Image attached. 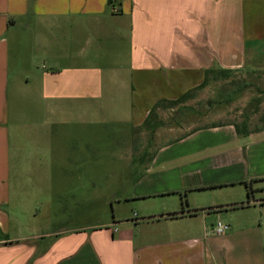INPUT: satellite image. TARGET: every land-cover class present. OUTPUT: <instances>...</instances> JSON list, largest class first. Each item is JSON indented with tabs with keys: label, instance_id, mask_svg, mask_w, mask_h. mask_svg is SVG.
I'll return each instance as SVG.
<instances>
[{
	"label": "crops",
	"instance_id": "0c3cea01",
	"mask_svg": "<svg viewBox=\"0 0 264 264\" xmlns=\"http://www.w3.org/2000/svg\"><path fill=\"white\" fill-rule=\"evenodd\" d=\"M262 8L264 0H0V264H249L242 248L232 262L220 261L217 244L205 235L174 241V250L164 251L160 244H138L130 234L138 222L51 232L43 231L37 202L24 218L6 210L15 201L11 190L23 187L12 174L34 104L42 103L52 118L76 113L73 125L84 129L92 101H112L127 89L133 125L143 124L158 101L193 90L207 70L264 67L258 46L264 29L246 18ZM257 121L247 135L228 124L197 129L180 143L211 132L206 161L212 175L263 179L264 116ZM85 141L84 133L73 136L70 157L84 155ZM199 146L179 156L203 153L207 145ZM187 212L169 217H199Z\"/></svg>",
	"mask_w": 264,
	"mask_h": 264
},
{
	"label": "rangeland",
	"instance_id": "374dc122",
	"mask_svg": "<svg viewBox=\"0 0 264 264\" xmlns=\"http://www.w3.org/2000/svg\"><path fill=\"white\" fill-rule=\"evenodd\" d=\"M246 18L254 20V28L264 29L263 8ZM258 46L264 49V38ZM130 99L126 89L117 90L112 101L106 97L92 101L84 129L73 125L76 113L61 111L52 118L42 103L29 101L33 113L28 111L20 139L22 156L14 158L12 174L14 184L19 181L23 187L11 190L15 201L7 207L9 216L24 218L35 208L30 203L37 202L43 231L81 226L122 229L138 222L136 228L131 224L130 234L145 247L160 244L164 251H172L174 241L205 235L206 241L217 244L220 261L232 262L242 248L249 264H264V178L231 182L225 180L229 173L212 175L206 161L213 152L211 132L180 143L193 131L215 124L240 127L246 117L248 128L260 126L264 67L245 66L210 77L181 106L156 110L148 126L133 125ZM81 133L86 136L85 153L70 157L73 136ZM258 139L264 140V130ZM198 144L207 145L203 153L179 156L201 148ZM260 155L264 162V148ZM181 211L199 217H169ZM217 223L226 227L225 233H215Z\"/></svg>",
	"mask_w": 264,
	"mask_h": 264
},
{
	"label": "trees",
	"instance_id": "16d2710c",
	"mask_svg": "<svg viewBox=\"0 0 264 264\" xmlns=\"http://www.w3.org/2000/svg\"><path fill=\"white\" fill-rule=\"evenodd\" d=\"M230 72L231 71H229V70H227V71H225V70H207V71H205L203 81L201 82V84L199 86H197L193 90H190L189 92L183 94L181 97H179L176 100H161V101H158L153 106V108L149 111V114L147 115L145 121L143 122V125L148 126L149 117L151 115H154L156 110H158V109L169 110V109H174L177 106L178 107L181 106L180 104H182L186 99H188L193 91H196L198 89L203 88L208 83L210 77L216 78L217 76H224L225 74H229ZM247 119H248L247 117L245 119L243 118L240 127L238 125H234V128H235V131H236L237 135L241 136V135L249 134V131H247V125H248L246 123ZM154 124H155V126H157L158 122H156ZM151 127L153 128L152 125H151ZM214 127H220V126L215 124L214 126H211L209 128H214ZM241 128L244 129V133L241 132V130H240Z\"/></svg>",
	"mask_w": 264,
	"mask_h": 264
},
{
	"label": "built area",
	"instance_id": "2783aa9c",
	"mask_svg": "<svg viewBox=\"0 0 264 264\" xmlns=\"http://www.w3.org/2000/svg\"><path fill=\"white\" fill-rule=\"evenodd\" d=\"M214 231L216 234L220 235L222 233H225L226 231V227L221 225L220 223H217L215 226H214Z\"/></svg>",
	"mask_w": 264,
	"mask_h": 264
}]
</instances>
